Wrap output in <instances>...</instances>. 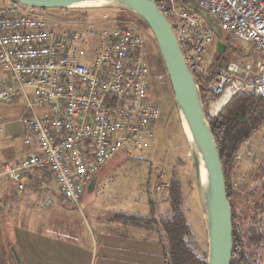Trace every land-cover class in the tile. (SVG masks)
<instances>
[{
    "label": "built area",
    "instance_id": "obj_1",
    "mask_svg": "<svg viewBox=\"0 0 264 264\" xmlns=\"http://www.w3.org/2000/svg\"><path fill=\"white\" fill-rule=\"evenodd\" d=\"M194 1L224 35L250 50L214 69L218 52L211 50L215 32L207 19L184 0H157L202 91L209 119L237 94L264 97V0ZM45 12L0 0V73L6 75L0 103L23 99V144H35L24 158L3 162L0 178L21 190L25 173L49 171L62 199L79 207L92 178L119 152L145 151L161 113L149 103L140 33L109 19L58 27ZM256 133L235 161L245 152L250 160L255 157L248 146ZM240 178L233 187L246 189L245 176ZM110 181L104 179V186Z\"/></svg>",
    "mask_w": 264,
    "mask_h": 264
},
{
    "label": "crops",
    "instance_id": "obj_2",
    "mask_svg": "<svg viewBox=\"0 0 264 264\" xmlns=\"http://www.w3.org/2000/svg\"><path fill=\"white\" fill-rule=\"evenodd\" d=\"M5 81H0V86ZM13 104L10 107L15 108L0 112V165L8 159L20 160L35 148V144L30 147L23 144L25 132L20 123L23 99ZM20 133L22 145L17 140ZM131 160L128 156L118 159L116 155L97 174L102 188L90 197L83 195L79 207L62 199L49 171L33 169L25 173V186L21 190L0 178V264H18L11 247L23 264H164L161 233L156 223L169 214L168 203L164 201L169 182L160 181L156 186L162 198L154 191L146 195V211L131 212L100 201L117 191L116 187L102 190L107 187L104 179L110 178L108 186L113 185L110 174ZM188 188L193 185L188 183ZM43 201H49V205L43 207Z\"/></svg>",
    "mask_w": 264,
    "mask_h": 264
},
{
    "label": "rangeland",
    "instance_id": "obj_3",
    "mask_svg": "<svg viewBox=\"0 0 264 264\" xmlns=\"http://www.w3.org/2000/svg\"><path fill=\"white\" fill-rule=\"evenodd\" d=\"M87 10L68 9L67 11L60 10L54 12L47 9L45 10V14H47L58 27L73 28L78 26L84 20L101 22L109 19L111 21H116L119 25L131 27L140 33L145 40L143 53L145 62L147 63L150 93L149 103L157 107L161 113L157 121L154 140L146 146V148L149 147L150 150L142 153H128L121 151L117 154L118 159L128 156L132 158V160L126 162L124 165H120L121 168L110 174L114 180V182L112 181L113 185L111 183L110 186L104 187L102 190L113 189L116 187L117 191L100 201L106 205L110 204L111 207L118 205L131 212H140L142 209L145 210L146 208L145 197L149 192L154 191L157 193L158 197L162 198L160 192H158V187H156L158 182H169L172 174H176L178 180L181 182L183 195L185 197L184 208L189 224L188 241L195 252L201 253L204 249L207 251L206 232L198 195L195 188H188V183L195 187L192 163L188 156L189 150L174 105L171 86L166 72L164 71L155 40L144 22L137 16L125 10L114 8ZM238 58L239 56H236V54H233L231 57L233 60ZM5 78L6 75L2 71L0 73V81ZM17 100H21V98H17ZM13 103H0V112L9 111L8 108L13 106ZM12 108L15 107H10L9 109ZM8 117L13 119L16 118L12 116ZM8 117L7 119L11 120V118ZM7 119L5 118V122ZM258 131L256 135L253 136V146H248L251 150H255V157L250 160V157L245 152V157L240 162L234 160L233 169L231 171L232 187L234 186L233 183L241 181L240 177L244 175L245 178L243 179L246 189L252 190L255 188L254 198H259L261 196L264 185V177L260 178L257 176L261 167L264 166V125ZM17 140L18 144L22 145L21 133ZM245 145V143L242 145L241 150L242 148H245ZM146 157H148V160L144 162ZM151 160L153 163H150ZM6 161H9V159ZM185 164L186 166L184 167ZM101 188L102 182L98 179L97 188L92 192L85 191L84 198L86 196L90 197L95 195L96 191ZM233 188L239 190L240 187ZM246 191L243 189L242 193H246ZM254 198L250 197V202L253 201ZM81 203H83V200ZM251 210L252 208H250L249 216L252 215ZM83 215L87 216V212L84 211ZM261 217L264 219V213L261 214ZM248 225L249 222L247 221L245 227H248Z\"/></svg>",
    "mask_w": 264,
    "mask_h": 264
},
{
    "label": "water",
    "instance_id": "obj_4",
    "mask_svg": "<svg viewBox=\"0 0 264 264\" xmlns=\"http://www.w3.org/2000/svg\"><path fill=\"white\" fill-rule=\"evenodd\" d=\"M47 9L125 10L140 18L150 30L168 77L180 126L189 150L194 185L198 195L206 232L207 264H231L234 251V231L224 169L208 116L202 91L190 71L181 47L167 18L160 11L157 0H16ZM199 10L215 32L211 50L222 52L224 34L217 21L194 0H184ZM97 175L90 181L87 192L95 188ZM16 263L23 264L14 247Z\"/></svg>",
    "mask_w": 264,
    "mask_h": 264
},
{
    "label": "trees",
    "instance_id": "obj_5",
    "mask_svg": "<svg viewBox=\"0 0 264 264\" xmlns=\"http://www.w3.org/2000/svg\"><path fill=\"white\" fill-rule=\"evenodd\" d=\"M60 10L68 9H49L54 12ZM145 26L147 27L146 24ZM249 51L234 37L224 35V48L222 52L217 53L213 68H222L231 60L233 54L242 56ZM209 121L220 153L232 210L234 251L231 264H264V219L261 217L264 213V185L261 196L254 198L255 188L246 191L240 186L239 190H235L231 182L234 156L264 125V97L237 94L216 117L209 118ZM257 176L264 177V166ZM169 183L164 198L169 206V214L161 217L156 223L161 233L164 264H207L206 249L197 253L188 241L189 224L184 208L185 197L176 174H172ZM243 189L246 193H242ZM250 197L254 198L251 202ZM250 208L252 215L249 216ZM247 221L249 225L245 227Z\"/></svg>",
    "mask_w": 264,
    "mask_h": 264
},
{
    "label": "bare ground",
    "instance_id": "obj_6",
    "mask_svg": "<svg viewBox=\"0 0 264 264\" xmlns=\"http://www.w3.org/2000/svg\"><path fill=\"white\" fill-rule=\"evenodd\" d=\"M218 107H219V104L217 103V104H215V106H214V110H217L218 109Z\"/></svg>",
    "mask_w": 264,
    "mask_h": 264
}]
</instances>
